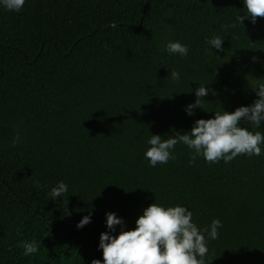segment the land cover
Instances as JSON below:
<instances>
[{"label": "trees", "instance_id": "1", "mask_svg": "<svg viewBox=\"0 0 264 264\" xmlns=\"http://www.w3.org/2000/svg\"><path fill=\"white\" fill-rule=\"evenodd\" d=\"M245 14L243 0L0 5V264H103L106 213L123 221L115 236L154 202L186 207L199 228L222 222L206 264H264V151L228 164L189 165L183 144L166 164L151 167L144 156L150 135L184 134L258 99L248 78L264 50V18L241 25ZM214 35L224 37L223 51L206 43ZM169 41L188 55H169ZM202 85L208 94L188 115ZM240 126L264 132V121ZM60 181L68 191L52 200ZM32 240L38 252L23 256L19 245Z\"/></svg>", "mask_w": 264, "mask_h": 264}, {"label": "clouds", "instance_id": "2", "mask_svg": "<svg viewBox=\"0 0 264 264\" xmlns=\"http://www.w3.org/2000/svg\"><path fill=\"white\" fill-rule=\"evenodd\" d=\"M25 4V0H0L8 11L19 12ZM245 15L236 17V21L242 25L243 20L249 19L255 23L257 18H264V0H243ZM236 23L222 25L226 32L229 28H235ZM233 39H238L236 35ZM224 37L214 35L206 39L210 48L223 51ZM208 49H206L207 51ZM165 51L169 55L178 54L186 57L189 47L179 41H169L165 45ZM174 82H179L180 73L176 70L170 72ZM251 86L255 90L258 99L250 106H241L233 112L222 109L216 111L214 118L198 119L194 122L189 132L181 134L179 131L162 139L160 135H150L147 141L150 145L144 153L151 167L157 164H166L174 160L173 150L177 144L187 146L190 151L189 165H193L200 157L206 163L215 164L224 161L230 163L238 156H260L264 145V132L251 131L241 127V121L259 129L264 121V79L255 80ZM208 94L205 85L197 87L196 100L187 106L188 115H193V109L201 108L202 97ZM16 141H19L17 133ZM68 191L65 182L60 181L49 193L52 200L62 197ZM90 223V215L85 216L77 224L78 228ZM117 225H123L122 219L115 213H106V227L108 232L100 234L99 248L102 250L103 264H206L209 240L219 238V229L222 222L213 219L210 225L199 228L193 222V212L186 207L164 206L160 203H151L138 216L136 227L124 230L121 227L115 236L109 232L115 231ZM207 234V237L205 236ZM41 241H24L19 247L23 248V256H32L39 250ZM11 251V247L9 248ZM91 264H102L101 260L93 259Z\"/></svg>", "mask_w": 264, "mask_h": 264}, {"label": "rangeland", "instance_id": "3", "mask_svg": "<svg viewBox=\"0 0 264 264\" xmlns=\"http://www.w3.org/2000/svg\"><path fill=\"white\" fill-rule=\"evenodd\" d=\"M252 74L248 78V84H254L255 80H260L264 77V50L256 55V57L251 61Z\"/></svg>", "mask_w": 264, "mask_h": 264}]
</instances>
